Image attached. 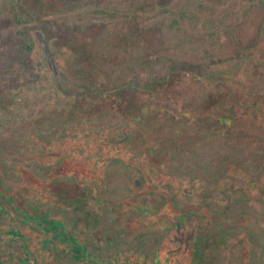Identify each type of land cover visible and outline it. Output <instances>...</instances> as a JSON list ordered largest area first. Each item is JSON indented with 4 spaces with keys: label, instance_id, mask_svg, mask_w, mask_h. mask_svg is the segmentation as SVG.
I'll return each instance as SVG.
<instances>
[{
    "label": "rangeland",
    "instance_id": "obj_1",
    "mask_svg": "<svg viewBox=\"0 0 264 264\" xmlns=\"http://www.w3.org/2000/svg\"><path fill=\"white\" fill-rule=\"evenodd\" d=\"M0 99L7 132L29 114L58 127L47 136L70 172L83 153L108 161L97 147L128 125L116 157L143 169L118 164L111 184L141 178L155 201L192 186L241 230L215 262L245 244L264 264V0H0Z\"/></svg>",
    "mask_w": 264,
    "mask_h": 264
},
{
    "label": "flooded vegetation",
    "instance_id": "obj_2",
    "mask_svg": "<svg viewBox=\"0 0 264 264\" xmlns=\"http://www.w3.org/2000/svg\"><path fill=\"white\" fill-rule=\"evenodd\" d=\"M3 110L0 99V264H218L215 252L241 235L226 208L221 216L212 203L192 199V186L181 187L172 200L155 201L148 199L141 178L132 179L127 189L111 184L118 164L125 175L143 169L142 164L116 157L121 143L132 138L128 125L119 137L97 147L108 161L100 163L97 154L87 163L83 153L70 172L66 168L71 158L54 154L56 140L47 136L58 127L39 128L36 116L25 114L27 118L7 132ZM55 174H75L77 185L50 179ZM44 185L51 194L39 197ZM31 188L33 193L27 190ZM68 222L78 231L69 229ZM255 225L249 229L258 241L262 235L259 223ZM153 227L158 234L148 236ZM248 247L243 245L238 263L223 259L220 264H255Z\"/></svg>",
    "mask_w": 264,
    "mask_h": 264
}]
</instances>
